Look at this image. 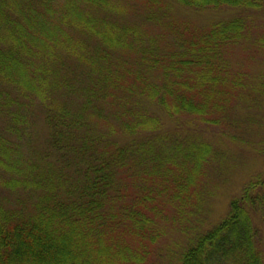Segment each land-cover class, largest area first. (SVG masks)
<instances>
[{
    "label": "trees",
    "instance_id": "trees-1",
    "mask_svg": "<svg viewBox=\"0 0 264 264\" xmlns=\"http://www.w3.org/2000/svg\"><path fill=\"white\" fill-rule=\"evenodd\" d=\"M263 106L264 0H0V264H264L263 173L206 228L226 152L197 139Z\"/></svg>",
    "mask_w": 264,
    "mask_h": 264
},
{
    "label": "rangeland",
    "instance_id": "rangeland-1",
    "mask_svg": "<svg viewBox=\"0 0 264 264\" xmlns=\"http://www.w3.org/2000/svg\"><path fill=\"white\" fill-rule=\"evenodd\" d=\"M174 9L177 16L189 19L191 22L193 21L199 26H204L205 23L208 25L211 21L222 19L223 16L228 14L229 16H233L235 14L233 11L231 12L224 9L206 10L201 14L189 11L180 6H175ZM127 17L134 22H139L141 20L139 17L142 16H139L135 12H129ZM244 54L243 50L238 48L235 50L232 58L243 67L246 65ZM234 61H231L233 66ZM162 113L163 119H165L164 123H166V127L170 130L176 129L177 125L180 127L183 123L185 125L187 122H190V120L185 118H181L178 121L179 118L171 116L166 112ZM257 119L261 120L259 121L261 124H258V121L252 124L246 134L244 128H246L247 125L240 127L239 133L233 127L229 128L231 133L244 137L246 139L245 142L221 136L222 133H218L215 129L217 127H207L204 123L198 124V126L200 125L198 127L200 129L197 131L199 133L197 134V139L212 141L215 147L226 152V158H224V162L222 161L223 164L222 162H219L217 165L215 164V167L219 169L211 170L212 179L210 188L213 191L211 197L205 202L204 218L208 221L206 223L208 224L206 228L217 224L227 216L230 208V202L234 197L240 194L244 185L250 181L252 177L262 173L264 175V154L261 150H259L264 144V106ZM191 124L193 123L191 122ZM241 124L245 123L242 122ZM35 129L38 136L37 140L42 142L41 138L46 132L44 122H39ZM183 129L187 128L183 126ZM190 131L191 133H194L196 129L192 128ZM182 134L184 133L182 132ZM183 236L184 235L178 229H172L167 234L166 239L171 241L173 239L176 240L178 238H184Z\"/></svg>",
    "mask_w": 264,
    "mask_h": 264
}]
</instances>
